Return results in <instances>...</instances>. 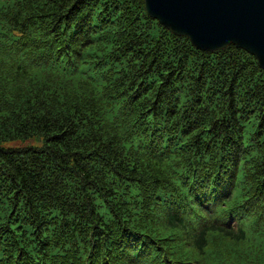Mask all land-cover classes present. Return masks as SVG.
<instances>
[{
	"label": "trees",
	"instance_id": "1",
	"mask_svg": "<svg viewBox=\"0 0 264 264\" xmlns=\"http://www.w3.org/2000/svg\"><path fill=\"white\" fill-rule=\"evenodd\" d=\"M0 264H264V69L144 0H0Z\"/></svg>",
	"mask_w": 264,
	"mask_h": 264
},
{
	"label": "water",
	"instance_id": "2",
	"mask_svg": "<svg viewBox=\"0 0 264 264\" xmlns=\"http://www.w3.org/2000/svg\"><path fill=\"white\" fill-rule=\"evenodd\" d=\"M149 16L200 50L235 45L264 69V0H144Z\"/></svg>",
	"mask_w": 264,
	"mask_h": 264
}]
</instances>
